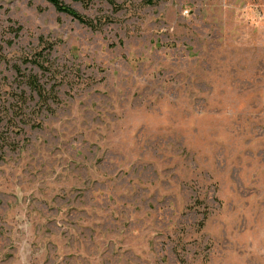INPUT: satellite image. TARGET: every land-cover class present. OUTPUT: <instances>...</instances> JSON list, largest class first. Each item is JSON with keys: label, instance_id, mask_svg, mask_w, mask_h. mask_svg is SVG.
<instances>
[{"label": "rangeland", "instance_id": "374dc122", "mask_svg": "<svg viewBox=\"0 0 264 264\" xmlns=\"http://www.w3.org/2000/svg\"><path fill=\"white\" fill-rule=\"evenodd\" d=\"M62 1L0 0V264H264V0Z\"/></svg>", "mask_w": 264, "mask_h": 264}, {"label": "trees", "instance_id": "16d2710c", "mask_svg": "<svg viewBox=\"0 0 264 264\" xmlns=\"http://www.w3.org/2000/svg\"><path fill=\"white\" fill-rule=\"evenodd\" d=\"M49 3H51L57 11L66 13L70 16H72L74 19L78 20L80 23L85 24L90 27H94V21L82 16L80 13L75 11L70 6L66 5L62 0H46ZM74 1H80L82 3H90L92 0H74ZM43 65H41L42 67ZM45 68V67H42ZM20 71V70H18ZM24 84L26 87H28L34 95L37 97L38 102L42 103V106H46L47 108H50L48 102L49 100H53L54 102L58 101V97L56 93L54 92V88L51 90L47 89L44 84L39 80L37 75H25ZM49 106V107H48Z\"/></svg>", "mask_w": 264, "mask_h": 264}]
</instances>
